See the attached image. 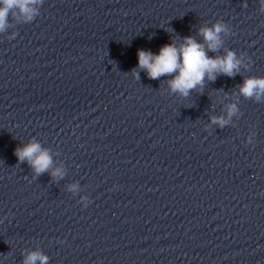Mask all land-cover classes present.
I'll list each match as a JSON object with an SVG mask.
<instances>
[{"label": "clouds", "instance_id": "9594fccd", "mask_svg": "<svg viewBox=\"0 0 264 264\" xmlns=\"http://www.w3.org/2000/svg\"><path fill=\"white\" fill-rule=\"evenodd\" d=\"M42 0H0V33H3L11 21L32 22L38 15L36 5ZM264 10V6H262ZM228 31L222 22L212 26H201L198 34L203 37V43L192 36L182 38V43L163 45L157 54L151 51L138 50V67L145 70L150 79L157 80L164 76H171L167 83L174 93L187 97L191 90L203 87L205 78L215 81L220 74L234 77L240 72L242 60L232 50H227L223 56L210 57L208 52H217L222 47V34ZM134 77L139 73L133 70ZM239 93L249 99L259 102L264 99V77H245L239 86ZM237 111L236 105H229L228 117ZM211 122L223 127L227 121L223 117H211ZM14 155L19 163H27L35 175L48 172L52 166V157L35 139L22 147H17ZM50 175L62 178L64 173L55 168ZM75 187V185H73ZM49 257L40 250H33L24 256L22 264H48Z\"/></svg>", "mask_w": 264, "mask_h": 264}]
</instances>
